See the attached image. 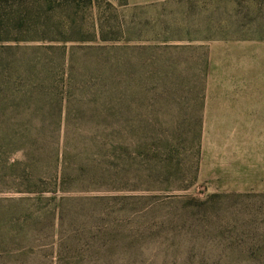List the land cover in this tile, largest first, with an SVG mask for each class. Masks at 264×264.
<instances>
[{
  "label": "rangeland",
  "instance_id": "1",
  "mask_svg": "<svg viewBox=\"0 0 264 264\" xmlns=\"http://www.w3.org/2000/svg\"><path fill=\"white\" fill-rule=\"evenodd\" d=\"M16 4L43 28H3L0 38L19 41L0 43V65L44 86L0 87L7 264L55 260V244L45 255V233L56 241L45 215L78 226L91 215L165 220V232L138 238L139 264H225L240 231L264 239V0H3L1 23ZM40 136L62 137L73 167L87 163L95 179L129 174L95 182L99 192L43 195L45 162L32 183L25 165ZM183 186L175 194L185 198L169 202L167 189ZM123 196L134 199H94Z\"/></svg>",
  "mask_w": 264,
  "mask_h": 264
},
{
  "label": "trees",
  "instance_id": "2",
  "mask_svg": "<svg viewBox=\"0 0 264 264\" xmlns=\"http://www.w3.org/2000/svg\"><path fill=\"white\" fill-rule=\"evenodd\" d=\"M3 0H0V2ZM40 1V0H37ZM48 1V0H42ZM40 7V6H37ZM11 10L9 15L6 16L7 20L0 22V32L3 28L6 29V34H16V31L33 30L40 31L43 28V24H39L32 16V10H29L23 4H16ZM36 8V7H35ZM15 38V37H12ZM19 41V39H6L0 38V43L5 41ZM19 47V46H17ZM1 46V49H4ZM12 48V47H9ZM56 48V47H50ZM59 49V48H56ZM15 67V64L13 65ZM71 79V78H70ZM26 84L29 86L31 92H34L44 86V81L39 80L38 76L28 73L27 75L13 71L10 73L5 67L0 65V87H17V85ZM55 84V81L52 82ZM56 85V84H55ZM69 90L72 88L70 80L66 84ZM31 101L33 100L30 96ZM5 100V99H4ZM2 100V102H4ZM70 100V98H69ZM67 98L63 97L58 99L57 105L62 109L64 107ZM38 131L45 129L44 124H40L34 127ZM62 138V137H61ZM61 138L52 137L47 138L40 136L39 138L29 140L26 145V168L29 174V182L32 183L36 180V168L41 162H45L39 180L45 185L46 189L41 193H53V194H68L70 192H99L106 188L96 185L95 182L103 181L105 179H111L121 175L122 179L128 171L123 170L120 173L110 174L107 171L99 172L97 179L94 174H91L90 168L85 164L78 169H75L69 161L68 153L63 144L61 147ZM65 142V141H64ZM123 148L122 144L119 145ZM30 148V149H27ZM63 148H65L63 150ZM47 149V151H45ZM40 153L38 156L37 154ZM46 156V157H45ZM190 186L183 187H170L167 192L170 193L167 199L171 203H178L181 199L185 198L184 195L175 194L178 192L186 191ZM114 191H128L127 187L114 188ZM28 193H38L32 187L29 188ZM40 193V192H39ZM95 200L108 201L109 203L115 202H127L134 198L123 197H95ZM43 222L45 227L53 229V236L56 241L50 239L48 233H45L44 237V249L46 259H50L48 252L54 251L52 249L55 244V252H53V262L47 261L44 264H139L140 254L138 253V238L141 240L142 236L147 233L154 232L155 230L165 232L167 228V222L165 220L156 221L155 224L144 223L141 224L143 217L147 215H91L92 219L88 220V223H83L80 226L77 222H71L75 220L69 215H53L51 219L45 215ZM186 216V215H185ZM201 216V215H197ZM179 222V220H177ZM175 222V221H174ZM173 221L171 222V225ZM237 246L235 248H228L227 251H223V258L226 256L229 258L225 264H264V246L259 245L264 242L259 240L256 236H253L250 232L242 230L238 233ZM9 242V239L0 235V264H7V259L10 256H3L5 246ZM51 248V250H50ZM9 251V250H6Z\"/></svg>",
  "mask_w": 264,
  "mask_h": 264
}]
</instances>
